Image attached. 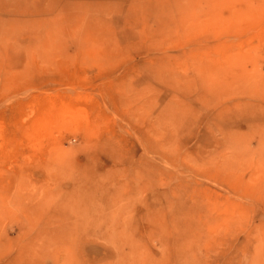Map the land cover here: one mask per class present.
Returning a JSON list of instances; mask_svg holds the SVG:
<instances>
[{
	"label": "rangeland",
	"instance_id": "obj_1",
	"mask_svg": "<svg viewBox=\"0 0 264 264\" xmlns=\"http://www.w3.org/2000/svg\"><path fill=\"white\" fill-rule=\"evenodd\" d=\"M0 264H264V0H0Z\"/></svg>",
	"mask_w": 264,
	"mask_h": 264
}]
</instances>
